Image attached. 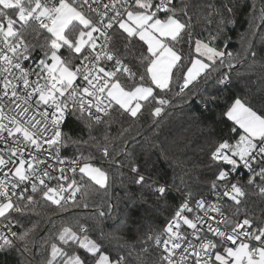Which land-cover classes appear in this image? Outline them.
<instances>
[{"label":"snow or ice","instance_id":"snow-or-ice-1","mask_svg":"<svg viewBox=\"0 0 264 264\" xmlns=\"http://www.w3.org/2000/svg\"><path fill=\"white\" fill-rule=\"evenodd\" d=\"M233 8L199 0H0V256L30 253L32 260L22 264H133L129 257L141 253L150 264H264V220L256 225L249 208L251 191L264 200V108L238 97L223 113L233 126L209 154V167L215 166L209 193L215 199L197 195L183 176L184 191L173 188L175 180L159 183L148 174L154 162L138 163L126 146L117 151L113 144L110 150L93 135L111 125L114 113L133 121L146 112L160 117L174 89L185 96L190 86L209 79L228 83L220 69L226 61L229 69L235 67L224 34L234 23L225 13L233 14ZM259 13L264 23V0ZM217 17L213 32L194 35V22ZM70 117L83 122L87 139L63 131ZM69 146L77 155L62 156ZM89 146L102 151L122 185L127 180L139 186L145 203L148 196L154 204L166 203L173 190L182 200L164 227L145 231L127 255L113 257L91 238L89 225L77 220L61 224L52 241L41 237L46 258L38 260L30 246L39 223L17 232L20 221L13 215H38L40 201L57 213L87 208L77 195L86 197L89 183L97 191L114 185L115 174L85 155ZM113 207L108 205V213ZM97 213L108 214L103 207ZM105 235L100 232L101 241Z\"/></svg>","mask_w":264,"mask_h":264},{"label":"trees","instance_id":"trees-1","mask_svg":"<svg viewBox=\"0 0 264 264\" xmlns=\"http://www.w3.org/2000/svg\"><path fill=\"white\" fill-rule=\"evenodd\" d=\"M200 3L212 2L217 5L228 3L234 6L231 15L234 23H229L224 30L228 37L227 51L233 53L231 63L234 68L229 69L225 62V67L220 69V73L226 72L229 82L217 84L214 79H209L208 83L193 84L191 95L176 96L178 91L174 89L168 94L171 104L165 107V111L160 117H153L147 112L139 119L133 121L127 115L113 114V122L109 127L101 126L93 135L97 137L100 144H107L110 147L114 144L117 151L121 146H126L127 151L132 153L138 163L143 164L144 160H149L153 166L148 169V174L157 179L159 183L175 184L173 188L180 187V177L183 176L189 186L197 194H204L208 197L209 182L214 179L215 166L209 167V154L216 146V142L229 138V131L233 122L228 120L223 113L227 110L235 98H246L255 108H264L260 103L264 98V23L260 19V0H199ZM256 5L255 11L252 5ZM12 14V13H10ZM194 35H207L213 32L219 24V18H213L211 23L201 20L195 23ZM223 47L222 43L217 42ZM186 54L188 48L183 46ZM250 51L256 53L255 58L249 55ZM220 73H213V77ZM202 93V95H201ZM215 97L213 101L211 98ZM186 100H190L188 103ZM128 129V131H124ZM106 132L109 139H103ZM65 133L73 138L83 136L88 138L85 125L75 117L70 118L65 125ZM121 133L123 134L121 137ZM136 141L130 143L134 138ZM65 156L73 157L77 155L76 149L69 146L64 149ZM91 153L93 159L91 163L95 166L107 170L110 175L115 174L116 183L107 191L98 186L93 187L89 183V194L86 197L77 195V200H82L89 206L87 208H72L70 212L57 213L55 206L40 201L36 206V213L26 212L25 214H14L13 218L19 220L14 231H22L23 228L30 227L32 223L38 222V229L35 239L36 244L32 247V252L36 258H46V253L41 249L43 237L45 240L55 239L56 229L61 224L74 225L77 220L87 223L90 227L89 235L93 239L102 242L104 250L113 257L117 255H127L131 250V245L143 235L149 228L162 229L166 221L173 214V210L179 206L182 196L173 190L166 203L154 204L153 197H147V203L139 199L140 188L137 185L125 180L120 183L119 174L113 166L104 158L102 151L96 146H89L85 150L87 156ZM117 160L121 157L117 156ZM127 171V168L124 169ZM187 173V175H185ZM114 207L108 213V205ZM103 207L108 213L101 217L97 213V208ZM249 208L253 214L252 218L256 223H260L264 218V200L255 193L250 192ZM51 220L56 222V228L51 227ZM106 235L101 241L100 232ZM110 234H115L121 239L110 238ZM127 242V243H126ZM136 251L139 252V246ZM153 247V258L156 254ZM83 255V250H80ZM143 257L132 255L129 257L133 264H140ZM144 264L150 261L143 257ZM25 260H32V255L23 251L11 252L7 257L0 256V264H22Z\"/></svg>","mask_w":264,"mask_h":264},{"label":"built area","instance_id":"built-area-1","mask_svg":"<svg viewBox=\"0 0 264 264\" xmlns=\"http://www.w3.org/2000/svg\"><path fill=\"white\" fill-rule=\"evenodd\" d=\"M70 118H72V117H70ZM70 118H69V119H70ZM69 119H68V120H69ZM68 120H67V121H68ZM67 121H66V123H67ZM66 123H65V125H66ZM63 131L65 132V126H64ZM61 155H62V156H65L64 149L62 150ZM244 178H245V180H246V178H247L246 172H245V177H244ZM208 199H215V197L211 195L210 197H208ZM263 220H264V218H263ZM261 221H262V220H261ZM2 223H3V222L0 221V224H2ZM258 224H259V223H256V225H258ZM254 226H255V225H254ZM229 230H230V226H229ZM209 235H210V234H209Z\"/></svg>","mask_w":264,"mask_h":264},{"label":"water","instance_id":"water-1","mask_svg":"<svg viewBox=\"0 0 264 264\" xmlns=\"http://www.w3.org/2000/svg\"><path fill=\"white\" fill-rule=\"evenodd\" d=\"M139 137H137V138H134L130 143H132V142H134V141H136L137 139H138ZM113 186V185H112ZM112 186L110 187V189H111V193H112Z\"/></svg>","mask_w":264,"mask_h":264},{"label":"rangeland","instance_id":"rangeland-1","mask_svg":"<svg viewBox=\"0 0 264 264\" xmlns=\"http://www.w3.org/2000/svg\"><path fill=\"white\" fill-rule=\"evenodd\" d=\"M162 114H163V113H162ZM162 114H161V115H162ZM97 167H98V166H97Z\"/></svg>","mask_w":264,"mask_h":264}]
</instances>
